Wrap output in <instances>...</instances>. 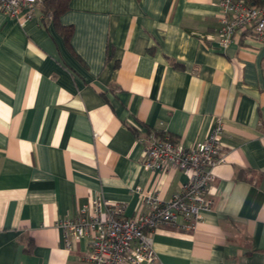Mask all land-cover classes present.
Wrapping results in <instances>:
<instances>
[{
	"label": "crops",
	"instance_id": "0c3cea01",
	"mask_svg": "<svg viewBox=\"0 0 264 264\" xmlns=\"http://www.w3.org/2000/svg\"><path fill=\"white\" fill-rule=\"evenodd\" d=\"M264 1V0H261ZM217 0H69L58 24L0 10V264H85L58 221L96 195L125 216L137 188L169 199L186 176L143 168L139 137L184 145L224 126L216 203L193 230L152 235L159 264H264V43L219 46ZM182 220L179 219L180 223Z\"/></svg>",
	"mask_w": 264,
	"mask_h": 264
},
{
	"label": "built area",
	"instance_id": "2783aa9c",
	"mask_svg": "<svg viewBox=\"0 0 264 264\" xmlns=\"http://www.w3.org/2000/svg\"><path fill=\"white\" fill-rule=\"evenodd\" d=\"M42 0H0V10L21 25L34 16ZM219 46L226 49L236 32L251 33L264 43V2L217 0ZM224 126L216 118L204 140L190 145L175 142L167 132L149 131L138 139L143 146L141 165L151 171L173 168L186 180L169 199L158 192L137 188L146 212L125 216L120 206L106 205L101 195L82 204L77 215L58 221L64 245L85 238L89 252L85 264H159L153 249L152 235L161 226L170 225L193 230L204 212L215 207L207 188L214 167L225 160L221 148ZM182 221L179 223L178 220Z\"/></svg>",
	"mask_w": 264,
	"mask_h": 264
},
{
	"label": "trees",
	"instance_id": "16d2710c",
	"mask_svg": "<svg viewBox=\"0 0 264 264\" xmlns=\"http://www.w3.org/2000/svg\"><path fill=\"white\" fill-rule=\"evenodd\" d=\"M253 4H262L264 1L261 0H247ZM69 0H42L39 5V9L41 10L42 14L44 15V20L51 19L52 21L57 23V26L62 33L63 37L68 40L71 35V26H62L58 24L59 16L66 11L68 8ZM161 133V132H160ZM173 140V138L170 136Z\"/></svg>",
	"mask_w": 264,
	"mask_h": 264
}]
</instances>
